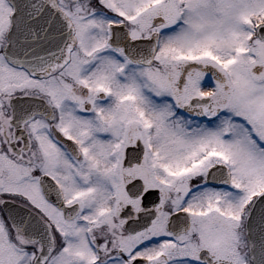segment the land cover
<instances>
[{
    "label": "snow or ice",
    "instance_id": "snow-or-ice-1",
    "mask_svg": "<svg viewBox=\"0 0 264 264\" xmlns=\"http://www.w3.org/2000/svg\"><path fill=\"white\" fill-rule=\"evenodd\" d=\"M0 264H264V0H0Z\"/></svg>",
    "mask_w": 264,
    "mask_h": 264
}]
</instances>
